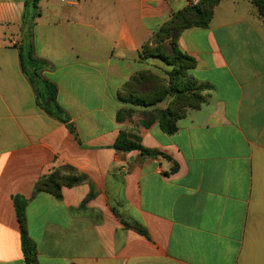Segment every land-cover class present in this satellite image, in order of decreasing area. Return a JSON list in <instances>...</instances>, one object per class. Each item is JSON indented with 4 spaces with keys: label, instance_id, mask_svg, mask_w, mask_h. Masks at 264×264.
I'll list each match as a JSON object with an SVG mask.
<instances>
[{
    "label": "crops",
    "instance_id": "crops-1",
    "mask_svg": "<svg viewBox=\"0 0 264 264\" xmlns=\"http://www.w3.org/2000/svg\"><path fill=\"white\" fill-rule=\"evenodd\" d=\"M185 8L40 1L34 54L72 131L42 110L21 70L24 4L0 0V264H27L18 200L39 264H264V20L251 0H223L208 27L180 35L189 78L210 88L175 133L117 121L130 77L164 71L140 49ZM122 131L156 155L116 150ZM52 174L81 181L60 198L36 191Z\"/></svg>",
    "mask_w": 264,
    "mask_h": 264
},
{
    "label": "trees",
    "instance_id": "trees-1",
    "mask_svg": "<svg viewBox=\"0 0 264 264\" xmlns=\"http://www.w3.org/2000/svg\"><path fill=\"white\" fill-rule=\"evenodd\" d=\"M41 0H31L30 10L23 14L20 50L21 70L34 87L36 100L42 110L49 116L67 123L72 131L70 118L58 103L57 86L43 77L46 63L35 57L33 47V29L36 19L40 16L39 3ZM223 0H201L197 5L187 7L173 15L150 41L139 51L141 60L157 58L169 68L162 75L152 70L135 72L121 87L117 100L123 107L117 113V121L123 122L133 115L140 117L141 125L149 127L157 122L166 134H173L178 130V122L184 119L190 109H200L205 103L204 92L210 87L198 85L189 78V71L195 66L192 57L185 54L178 47L180 35L192 27L209 26L215 7ZM258 15L264 20V0H251ZM167 101L165 109L158 105ZM143 108L146 110L137 111ZM114 148L119 151H140L146 156H155L156 152L145 149L129 134L122 131ZM81 181L76 175L58 177L52 174L43 178L36 185V191L51 193L61 197L63 186H74ZM18 220L20 222L22 247L27 264H39L37 249L29 238L26 229L25 208L26 201H17Z\"/></svg>",
    "mask_w": 264,
    "mask_h": 264
},
{
    "label": "rangeland",
    "instance_id": "rangeland-1",
    "mask_svg": "<svg viewBox=\"0 0 264 264\" xmlns=\"http://www.w3.org/2000/svg\"><path fill=\"white\" fill-rule=\"evenodd\" d=\"M21 1L23 4H24V11H23V14L26 13V12H29V10L31 9L30 8V5H31V0H19ZM21 25L22 23L20 24V27H19V30H18V36L22 38V34H21ZM169 70V68L167 66H164V72H167ZM159 75H162L164 76L162 73H159ZM163 104L164 105V108L162 109H165L167 107V101H164L162 103H160L159 105ZM122 105V104H121ZM158 105V107H159ZM123 107V105H122ZM160 108V107H159ZM137 111H140V110H146V109H143V108H138L136 109ZM134 117H138L137 115H133L132 118L130 119H126V120H132ZM140 123H141V120H140Z\"/></svg>",
    "mask_w": 264,
    "mask_h": 264
},
{
    "label": "built area",
    "instance_id": "built-area-1",
    "mask_svg": "<svg viewBox=\"0 0 264 264\" xmlns=\"http://www.w3.org/2000/svg\"><path fill=\"white\" fill-rule=\"evenodd\" d=\"M201 0H187V7L197 5Z\"/></svg>",
    "mask_w": 264,
    "mask_h": 264
}]
</instances>
